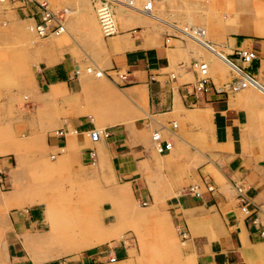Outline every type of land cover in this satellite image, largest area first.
I'll return each instance as SVG.
<instances>
[{
    "label": "crops",
    "instance_id": "1",
    "mask_svg": "<svg viewBox=\"0 0 264 264\" xmlns=\"http://www.w3.org/2000/svg\"><path fill=\"white\" fill-rule=\"evenodd\" d=\"M137 7L127 14V10H119L116 32L103 37V45L94 51L92 63L105 75L75 73L81 58L69 52L42 57L33 74L32 129L42 130L40 137L49 156L66 151L82 163L107 161L121 184L116 188L119 195L130 194L131 188L134 194L152 198L148 207L134 215L147 219L157 208L163 215L156 217L159 222H165L167 216L176 234L185 231L183 246L178 252L158 236L140 238L142 252L138 256H127L121 245L79 251L80 239L88 240L82 231L73 244L75 249L68 251L79 252L55 264H165L168 252H177L176 264H264V234H260L264 231V128L261 131L259 121L264 112V86L255 79L264 75V39L230 36L231 51L250 47L255 52L248 64L230 57L254 82L251 88L221 90L219 86L232 78L230 69L183 38L162 35L149 21L163 20L153 3L154 16ZM85 19L94 28L91 17ZM198 44L236 70L225 61L229 51L221 50L223 54L207 43ZM198 59L208 63L210 83L207 90L194 95L190 84L195 70L190 63ZM114 72L124 73L125 78ZM95 127L106 129L107 136L90 141L85 131ZM57 129H62L63 135L55 134ZM153 131L159 132L160 141H170L169 149L156 151ZM89 148L94 151L93 158ZM11 152L17 154L0 148V154ZM7 163L6 158H0V172L7 170ZM203 180L213 188L205 189ZM190 184L198 185V195L187 191ZM235 185L242 187L247 206L237 200ZM160 198L163 200L155 206ZM0 201L6 208L36 203L21 202L10 193ZM77 212L87 222L85 210ZM40 214L33 206L25 213L8 216L13 234L39 226ZM44 214L46 222V209ZM113 216L115 220L101 232L112 235L110 239L118 233L119 210ZM17 243L10 233L6 251L18 258L12 264H29L17 254ZM110 256H114L112 261Z\"/></svg>",
    "mask_w": 264,
    "mask_h": 264
},
{
    "label": "rangeland",
    "instance_id": "2",
    "mask_svg": "<svg viewBox=\"0 0 264 264\" xmlns=\"http://www.w3.org/2000/svg\"><path fill=\"white\" fill-rule=\"evenodd\" d=\"M46 1L52 9L66 7L64 29L58 34H36L33 29L35 17L23 10L33 9V4L24 6L17 0L0 3V148L17 152L0 154V158L8 161L7 170L0 172V197L10 193L21 202H36L6 208L0 201V264H12L18 259L10 255L12 251H6V238L10 233L18 241L15 247L19 248L17 254H21L29 264H55L72 253L96 247L109 249L118 245L124 246L127 256L131 253L138 256L142 252L139 239L158 236L167 239L179 252L183 242L167 216L164 217L165 222H159L156 217L163 215L157 208L147 219L134 215V211L148 207L153 202L152 198L134 194L130 187V194L119 195L116 188L121 184L115 180L107 161L82 163L66 151L60 155L53 153L54 156L50 157L49 149L40 137L42 130L33 131L31 91L34 67L42 63L43 56L55 57L64 52L81 58L77 67L94 65V51L100 49L105 37L99 30L89 0ZM144 1L138 0L135 4L140 7ZM152 3L153 9L163 20L150 18L149 21L162 35H177L194 49L206 51L224 69L231 70L232 78L234 71L198 43H207L221 53V50L229 51L226 58L232 62L230 57L235 55L228 45L231 35L264 39V0H152ZM116 8L115 20L122 13L119 10L131 13L124 7L118 11ZM85 16L91 17L94 28L89 27ZM232 25H239L240 31H232ZM49 44L50 47L55 44L59 46L42 48ZM255 79L264 86V75ZM259 121L262 131L264 112ZM162 200L160 198L155 206ZM11 201L9 198L10 204ZM33 206L41 212L40 225L13 234L8 216L16 212L25 213ZM45 209L46 222L43 221ZM77 209L85 210L87 222ZM115 210H119L120 224L118 233L110 239L112 235H102L101 232L110 221L115 220ZM82 231V236H87L88 240L80 239L83 244L77 249L81 250L68 252L75 249L73 244ZM175 253L165 255V264L177 263L178 254ZM46 256L49 257L45 259Z\"/></svg>",
    "mask_w": 264,
    "mask_h": 264
},
{
    "label": "built area",
    "instance_id": "3",
    "mask_svg": "<svg viewBox=\"0 0 264 264\" xmlns=\"http://www.w3.org/2000/svg\"><path fill=\"white\" fill-rule=\"evenodd\" d=\"M7 0H0V2ZM9 1V0H8ZM21 5L26 6V4H33V9H24L26 13H29L31 17H35L33 23V29L39 36H46L49 34H57L61 32L64 28L63 21L65 19V8L61 7L58 9H52L46 0H17ZM91 6L94 10V14L99 26L101 34L107 36L111 35L116 31V25L114 20V9L117 5L123 6L126 9H131L135 7L134 2L136 0H89ZM151 0H146L142 3V10H149ZM235 57L243 64H248L253 58H255V52L250 47H235L232 52ZM190 65L195 70V77L191 82L190 92L194 95H198L208 89L210 79L208 75V67L206 61L202 60H193ZM236 70H233L235 75L229 81L223 83L219 86L221 90L236 91L243 87H246L248 81L253 77L248 72H246L242 67L235 65ZM75 73L83 72L89 73L95 76H100L101 74L105 75L104 71L98 68L95 65L87 64L80 67H75ZM118 78H125V74L122 72H114ZM106 75H109L106 73ZM55 134L63 135L62 129L55 130ZM85 134L88 136L90 141H96L100 137H105L108 134L106 129L101 128H91L85 131ZM151 138L154 142V147L157 152H162L170 148L171 143L168 140L160 141V135L158 131H153ZM88 154L93 158L94 151L92 148L88 149ZM54 154L51 153L50 157H53ZM203 185L205 189L211 190L212 184L206 180H203ZM237 200L247 206L248 201L242 192V187L240 185L234 186ZM187 191H191L193 194L198 195L199 189L197 184H190L187 186ZM142 204L145 201H141ZM179 237L185 238L186 233L183 230H178ZM260 234L263 235L264 231L261 230ZM110 261L114 259V256L108 258Z\"/></svg>",
    "mask_w": 264,
    "mask_h": 264
},
{
    "label": "bare ground",
    "instance_id": "4",
    "mask_svg": "<svg viewBox=\"0 0 264 264\" xmlns=\"http://www.w3.org/2000/svg\"><path fill=\"white\" fill-rule=\"evenodd\" d=\"M136 1H137V0H136ZM136 1L134 2V5H135V6H136V4H135ZM144 2H146V1H144ZM150 2H151V1H150ZM0 3H2V2H0ZM141 6H142V5H141ZM141 6H140L139 10H141L142 12H144V13H146V14H148V15H151V14H152L151 11H150V10H151V6H152V2H151V4H150V8H149V10H146V11H145V10H142V7H141ZM116 7H117L116 10H117V9H120V8H123V6H120V5H117ZM134 9H138V7H137V8H136V7H132V8L129 9V10H134ZM142 12H141V13H142ZM152 16H154V15L152 14ZM155 18H156V17H155ZM114 20H115V12H114ZM115 25H116V21H115ZM239 28H240L239 25H237V26L232 25L230 29H231L232 31H237V32H238V31H240V29H241V28H240V29H239ZM63 29H64V28H63ZM62 31H63V30H62ZM257 32H258V31H257ZM59 33H60V32H59ZM57 34H58V33H57ZM49 35H51V34H49ZM111 35H112V34H111ZM197 39H198V38H197ZM49 47H50V44L46 46V48H49ZM225 61L227 62V64L232 65L233 67H235L234 64H233L232 62H230V61H228V60H225ZM206 63H207V62H206ZM230 63H231V64H230ZM207 66H208V63H207ZM86 74H87V73H86ZM88 74H89V73H88ZM101 75H102V74H101ZM101 75H100V76H101ZM253 82H254V80H253V78H252L251 80L248 81L247 86L251 85ZM247 86H246V87H247ZM243 88H244V87H243ZM55 255H56V254H55ZM51 258H52V257H51Z\"/></svg>",
    "mask_w": 264,
    "mask_h": 264
}]
</instances>
